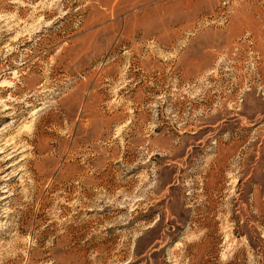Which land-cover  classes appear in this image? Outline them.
Listing matches in <instances>:
<instances>
[{
  "label": "rangeland",
  "instance_id": "obj_1",
  "mask_svg": "<svg viewBox=\"0 0 264 264\" xmlns=\"http://www.w3.org/2000/svg\"><path fill=\"white\" fill-rule=\"evenodd\" d=\"M0 264H264V0H0Z\"/></svg>",
  "mask_w": 264,
  "mask_h": 264
}]
</instances>
